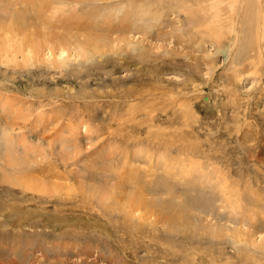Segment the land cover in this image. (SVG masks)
<instances>
[{
  "label": "rangeland",
  "instance_id": "374dc122",
  "mask_svg": "<svg viewBox=\"0 0 264 264\" xmlns=\"http://www.w3.org/2000/svg\"><path fill=\"white\" fill-rule=\"evenodd\" d=\"M261 5L219 47V0H0L43 51L0 59V264H264Z\"/></svg>",
  "mask_w": 264,
  "mask_h": 264
},
{
  "label": "bare ground",
  "instance_id": "6f19581e",
  "mask_svg": "<svg viewBox=\"0 0 264 264\" xmlns=\"http://www.w3.org/2000/svg\"><path fill=\"white\" fill-rule=\"evenodd\" d=\"M238 2H239V4H241V0L240 1H238V0H229L228 5L230 7H229V9H227L225 7L224 8L221 7L222 0H219V8L218 9H215L216 15L213 18H211L210 20H207L205 22V23H207L205 26H207L209 28V30H211L213 32V34H214L213 36H215L217 38L219 37V47H221L224 44L225 40L226 41L228 40V37L230 35H233L234 36L237 33V31H236L237 24L235 22H236V17H237V11H238V9H236L234 7V5L237 4ZM263 6L264 5L259 6V10H258V14H257V16L259 17V20L256 19L257 20V25L259 24L258 25V28L259 29H258V31L256 30L257 31V41H258L257 43H258V46L259 47L260 46H264V8H263ZM246 8H248L247 5H246ZM250 12H252V11H250ZM225 15H228V17H226ZM70 17H74V14L70 15ZM74 18H76V16ZM80 19H81V17L77 19L78 21L75 22L73 24V26L78 27V28L81 29L85 24ZM54 24L55 23L52 22V24L50 25V29L53 30L56 27ZM250 24H253V23H250ZM23 31H24V29H22V26L20 24L14 23L13 21H10L9 23L8 22H4V25H1L0 26V59L3 58L2 53H7L8 54V53H17L19 51L22 52V50L26 49L28 45L33 48V49H31L32 50L31 52L33 53V55H35L36 57L37 56L39 57V55H42L43 51L40 49V45H39L38 41L36 39H32V38H34L36 36L37 33L36 32L33 33L32 36H31V39H29V40L26 41L25 37L22 35ZM40 35H42V38L45 40L43 34H40ZM250 41H253V40L251 39ZM23 53H24V51H23ZM33 55H31L32 58L35 57V56L33 57ZM36 57H35V59H36ZM37 59H39V58H37ZM255 69H256V67H255ZM135 192L136 191L134 190V193ZM141 195L143 196V194H141ZM141 195L140 196L137 195L136 197H134V196L131 195L129 198H126V200L124 201L125 203H122V205H121V203H118L117 196L119 197V195L117 194V196H116L114 193H111L110 192V194L107 195L108 201L105 200V199L103 201L105 203H107V204L108 203L110 204V200H114L115 206H117V207L123 206V208H125L124 206H127V205L128 206H136L137 208L140 207L142 210H145V212L150 213L152 216L155 215V212H157V209H158L159 210L158 211L159 214H160V212L163 214L162 215L163 222L164 223H168L169 226H170V228H172V225L174 223L179 224L180 226H183L184 225L183 224V222H184L183 219L184 218H183V215H182L183 214V211L181 212L178 209L177 210L175 209V210H173L172 213H170L169 210L167 211L165 208H162V207H161V210H160V208L159 207H156V205L153 202L152 203H148L147 200L145 201L144 199H142V196ZM231 195H233V194H231ZM246 196L249 197V198L247 197L248 200L250 202H252L251 204H253L251 207H248L249 208L248 210L252 212V217L247 214L248 215L247 220L254 221L253 219L256 216L258 217L259 215H261L264 212L263 211L264 210L263 208H262L263 209L262 211L260 210L261 208H259V209L256 208V206L257 207L258 206L260 207L261 203L263 204L264 197L261 194H258V195L255 194L254 195V193L252 191H249V192H245L244 194H241V197L239 198V200L240 199H246ZM243 201L244 200H242L241 202H243ZM228 203H229V199L227 200V205H228ZM109 204H108V207H109ZM236 204L237 203H235V200H234V205H233L234 208H233V210L238 209L235 206ZM126 209H127V207H126ZM165 212H168V213H165ZM250 227H252V224H250ZM242 235L243 234H241L240 237L234 236V237H236L235 240L241 242L242 241L241 240ZM119 264H123V262H121Z\"/></svg>",
  "mask_w": 264,
  "mask_h": 264
}]
</instances>
